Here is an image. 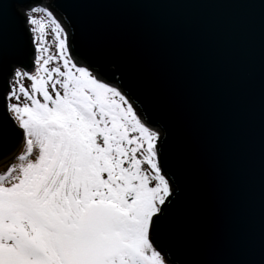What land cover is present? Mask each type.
<instances>
[{
    "label": "water",
    "instance_id": "obj_1",
    "mask_svg": "<svg viewBox=\"0 0 264 264\" xmlns=\"http://www.w3.org/2000/svg\"><path fill=\"white\" fill-rule=\"evenodd\" d=\"M40 0H30L32 5ZM10 6V49L33 54L23 0ZM264 0H51L68 29L71 55L116 84L162 132L160 163L181 191L166 208L157 247L170 264H259L264 243ZM78 57V58H77ZM116 60L123 65L117 71ZM138 65L162 84L149 100ZM109 83V82H108ZM8 123L0 110V123ZM166 134V135H163ZM19 142L0 164L19 149ZM181 172L180 182L173 173ZM156 227V226H155Z\"/></svg>",
    "mask_w": 264,
    "mask_h": 264
},
{
    "label": "snow or ice",
    "instance_id": "obj_2",
    "mask_svg": "<svg viewBox=\"0 0 264 264\" xmlns=\"http://www.w3.org/2000/svg\"><path fill=\"white\" fill-rule=\"evenodd\" d=\"M22 7L33 54L27 64L9 61L0 82V110L15 125L0 123V153L24 145L0 171V264H170L156 242L181 190L160 163L162 132L138 97L73 59L52 10L30 0ZM12 17L0 2V60ZM135 80L147 99H161L150 68L138 65ZM173 175L180 182L181 172Z\"/></svg>",
    "mask_w": 264,
    "mask_h": 264
},
{
    "label": "rangeland",
    "instance_id": "obj_3",
    "mask_svg": "<svg viewBox=\"0 0 264 264\" xmlns=\"http://www.w3.org/2000/svg\"><path fill=\"white\" fill-rule=\"evenodd\" d=\"M38 4H40L41 6H46V7H48L50 10H52V9L49 7L50 0H40ZM35 5H36V4H35ZM33 6H34V5H33ZM52 11H53V10H52ZM22 12H23V10H22ZM53 12H54V11H53ZM54 14L58 17V19L61 20V18L59 17V15H58L57 13L54 12ZM35 15H37V16H43L44 14H43V13H35ZM61 22H62V24L64 25V27L66 28L67 33H68L67 26L63 23L62 20H61ZM47 39H48L49 42H52V41L54 40V36H53V34H52L51 26H49V28H48V37H47ZM52 49H53V51H55V45H54V43L52 44ZM72 57H73V56H72ZM73 59H74L77 63H79V64L85 66V65L82 64L80 61H78L76 58L73 57ZM26 83H27V81H26ZM23 148H24V145H23V142H22V143L20 144V146H19V149L17 150V152H16L12 157H11L9 160H7L5 163L0 164V171H4V170L6 169V167H7L8 165H10L11 163L17 162V161L15 160V157L18 155L19 152L23 151Z\"/></svg>",
    "mask_w": 264,
    "mask_h": 264
},
{
    "label": "trees",
    "instance_id": "obj_4",
    "mask_svg": "<svg viewBox=\"0 0 264 264\" xmlns=\"http://www.w3.org/2000/svg\"><path fill=\"white\" fill-rule=\"evenodd\" d=\"M78 58V57H77ZM104 77L108 80L109 83L116 84V81L118 80L117 74L114 70H111L108 75H104ZM155 228V225H154Z\"/></svg>",
    "mask_w": 264,
    "mask_h": 264
},
{
    "label": "flooded vegetation",
    "instance_id": "obj_5",
    "mask_svg": "<svg viewBox=\"0 0 264 264\" xmlns=\"http://www.w3.org/2000/svg\"><path fill=\"white\" fill-rule=\"evenodd\" d=\"M51 6V0H50V4H49V7Z\"/></svg>",
    "mask_w": 264,
    "mask_h": 264
},
{
    "label": "bare ground",
    "instance_id": "obj_6",
    "mask_svg": "<svg viewBox=\"0 0 264 264\" xmlns=\"http://www.w3.org/2000/svg\"><path fill=\"white\" fill-rule=\"evenodd\" d=\"M5 163V162H4Z\"/></svg>",
    "mask_w": 264,
    "mask_h": 264
}]
</instances>
